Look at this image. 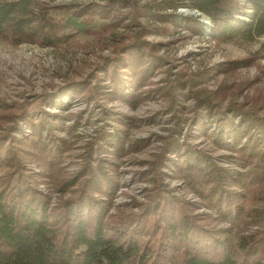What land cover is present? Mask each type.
<instances>
[{
	"label": "rangeland",
	"instance_id": "1",
	"mask_svg": "<svg viewBox=\"0 0 264 264\" xmlns=\"http://www.w3.org/2000/svg\"><path fill=\"white\" fill-rule=\"evenodd\" d=\"M42 1L52 7L49 10L52 17L70 34L67 42L42 46L27 42L14 44L6 36L0 38V148L3 151L13 148L28 181L56 205L61 199L78 193L82 180L78 175L87 163L97 178L102 177L101 186L110 192L109 196L93 193L94 200L102 201L108 213L135 211L136 203L147 197L151 187L147 168L161 151L163 142L172 135L179 143L185 139V143L180 153H174L171 148L166 165L161 168L167 188L192 202L195 213L204 216L211 228L229 238L263 229L264 219L252 220L224 205L218 208L216 202L209 205L202 202L177 171L187 164L198 165L210 173L212 179L218 180L219 189L228 191L243 208L264 211V198L256 202L248 197L241 199L242 189L230 180L239 175L250 177L255 169H264L261 157L264 145H251L245 135L254 128L258 130V123L264 125V121L259 120L264 118V36L247 41L211 39L212 26L206 22V16L189 8H178L175 20L181 24L184 17L196 18V28L201 33L175 27L170 28V35L148 36L149 40L166 44L156 50L155 54L161 58L157 63L148 61L153 56L148 52L143 53V66H132V72H144L137 85L132 78L128 80L132 72L124 66H109L115 62L113 57L133 42L136 27L125 19L102 33L107 20L88 13L72 14L81 7L98 9L107 0ZM57 4L73 7H54ZM116 8L118 12L125 9L121 3H117ZM240 19L248 20V16H240ZM251 55H254L253 63L230 71L200 74L193 78L194 84L190 87L223 108L236 101L243 110L254 109L252 121L239 113L225 111L228 123L218 128L212 118L214 113L205 118V110H199L204 120L196 125L198 118L193 119L200 116L195 115L192 98L181 94L177 87L173 88L174 103L165 96L163 79L169 72L183 77L203 68L211 72L224 61L246 59ZM94 83L99 86L92 88ZM74 84V90H62ZM118 86L122 87V92L130 86L131 92L135 91L128 102L120 96ZM113 87H116L113 93L105 92ZM90 91L94 96H89ZM246 95L253 96L254 100L261 97L257 103H247L243 100ZM86 96L88 98H84ZM24 102H27L28 114L17 119L16 130L5 133L9 125L5 116L19 113V104ZM247 120L251 124L249 128L248 122L244 123ZM241 126L243 131L230 141L232 131L238 132L236 128ZM191 147L198 153H192ZM243 151L252 155L250 162L243 154L239 155ZM75 178L77 182L70 189L59 191L61 183Z\"/></svg>",
	"mask_w": 264,
	"mask_h": 264
},
{
	"label": "trees",
	"instance_id": "2",
	"mask_svg": "<svg viewBox=\"0 0 264 264\" xmlns=\"http://www.w3.org/2000/svg\"><path fill=\"white\" fill-rule=\"evenodd\" d=\"M46 3L42 0H0V38L6 36L14 44L27 42L42 46L67 42L70 34L65 33L55 21L49 11L52 7ZM117 3L124 6L122 12L117 11ZM68 6L54 5L57 8ZM182 7L207 17L212 26L211 39L247 41L264 36V0H107L98 9L87 6L84 10L81 7L72 14L79 16L88 13L107 20L102 33L125 19L136 27L133 42L123 47L121 53L113 57L115 62L109 64L113 68L122 65L130 73L132 66H143V53L153 54L148 61L161 59L155 53L166 42L152 41L148 36L170 35V28L175 27L194 34L201 33L196 28V18L184 17L181 24L175 20V11ZM240 16H248V20L240 19ZM133 53L136 56L133 57ZM253 58L254 55L246 59L227 60L211 72L203 68L190 72L186 77L169 72L163 79L165 96H168L171 104L174 103L173 88L177 87L181 94H187L194 100L195 115L201 117L199 110H205V118L212 117L214 113L212 118L216 120L218 128L228 123L225 111L239 113L242 118L246 116L252 121L254 109L243 110L236 101L223 108L209 97L200 96L190 86L194 84L193 78L200 74L230 71L253 63ZM143 76V71H133L128 80L132 78V82L138 85ZM112 78L115 81L116 78ZM98 86L94 83L92 88ZM121 86H118L120 96L128 102L135 91L131 92L130 86L122 92ZM116 87L105 92L113 93ZM74 88L75 84L62 90L72 91ZM91 91L88 92L89 96ZM259 97L254 100L253 96L246 95L243 100L257 103ZM25 103L19 104V113L5 116L9 122L5 133L16 130L17 119L28 114ZM200 117L193 119L196 121L198 118L196 125L203 123L204 118ZM248 120L244 121L248 122L247 128L251 125ZM259 120L264 121V118L260 117ZM261 123H258V130L254 128L256 132L252 130L254 133L245 134L251 145H264V125ZM241 128H236L238 132L232 131L234 135L231 133L230 141L243 131ZM220 132L224 134V131ZM11 138L13 142L14 138ZM184 143L185 139L179 143L172 135L163 142L161 151L147 168V173L151 175V187L147 197L136 203L137 210L111 213L107 212L102 201L93 198V193L109 196L110 192L101 186L99 181L102 177L97 178L89 164L86 163L79 172L78 177L82 180L78 193L52 205L48 195L28 181L13 148L4 151L0 148V264H264V227L234 239L229 238L211 228L204 216L194 212L192 202L176 195L163 182L164 172L161 168L166 165L167 153L172 151L171 148L174 153H180ZM190 151L198 153L195 147H191ZM242 154L249 162L253 158L244 151L239 153ZM261 157L264 158V153H261ZM255 170L250 177L239 175L230 178L232 184L242 189L241 199L248 197L256 202L264 198V169ZM177 173L202 202L208 205L216 202L218 208L224 205L252 220L264 219V211L243 208L230 197L228 191L219 189L221 184L218 180L212 179L210 173L200 166L187 164L182 170L178 168ZM77 178L61 183L59 191L66 192L77 182Z\"/></svg>",
	"mask_w": 264,
	"mask_h": 264
},
{
	"label": "water",
	"instance_id": "3",
	"mask_svg": "<svg viewBox=\"0 0 264 264\" xmlns=\"http://www.w3.org/2000/svg\"><path fill=\"white\" fill-rule=\"evenodd\" d=\"M208 23V21H206Z\"/></svg>",
	"mask_w": 264,
	"mask_h": 264
}]
</instances>
